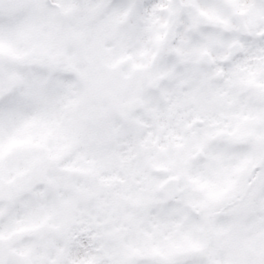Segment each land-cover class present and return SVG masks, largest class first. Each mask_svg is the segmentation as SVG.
Segmentation results:
<instances>
[{"label": "clouds", "instance_id": "9594fccd", "mask_svg": "<svg viewBox=\"0 0 264 264\" xmlns=\"http://www.w3.org/2000/svg\"><path fill=\"white\" fill-rule=\"evenodd\" d=\"M2 264H264V0H0Z\"/></svg>", "mask_w": 264, "mask_h": 264}, {"label": "snow or ice", "instance_id": "6c2138e0", "mask_svg": "<svg viewBox=\"0 0 264 264\" xmlns=\"http://www.w3.org/2000/svg\"><path fill=\"white\" fill-rule=\"evenodd\" d=\"M0 264H2V261H0Z\"/></svg>", "mask_w": 264, "mask_h": 264}]
</instances>
